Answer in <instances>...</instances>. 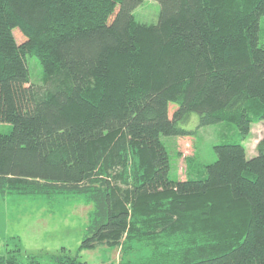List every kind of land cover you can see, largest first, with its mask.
<instances>
[{"label": "trees", "instance_id": "1", "mask_svg": "<svg viewBox=\"0 0 264 264\" xmlns=\"http://www.w3.org/2000/svg\"><path fill=\"white\" fill-rule=\"evenodd\" d=\"M157 1L149 24L143 0H0V198L91 206L75 253L0 264H89L103 246L121 251L107 264H264V135L250 158L241 142L186 155L178 180L164 140L193 137L195 113L242 139L264 123V0Z\"/></svg>", "mask_w": 264, "mask_h": 264}, {"label": "rangeland", "instance_id": "2", "mask_svg": "<svg viewBox=\"0 0 264 264\" xmlns=\"http://www.w3.org/2000/svg\"><path fill=\"white\" fill-rule=\"evenodd\" d=\"M160 10L161 5L157 0H143L134 14L138 21L152 24L158 21ZM262 24L264 25V19ZM14 31L17 40L23 41L21 32L18 29ZM28 63L31 80L39 82L42 70L39 61L35 57H29ZM170 106V119L173 122L177 107L174 103H170ZM191 118L184 126L195 131L194 138L174 132H171V137H164L171 156L170 176L175 180L187 175L186 155L197 151L196 160L208 164L216 159L215 145L241 142L250 158L257 153V143L264 135L263 122L253 124L250 134L242 139L234 125L219 123L199 128L198 114H193ZM175 145L183 153L179 159ZM90 208L79 196H58L52 202L42 197L10 195L0 198V255L17 247H21L24 253L42 254L56 253L65 246L75 253L84 238ZM120 255V249L103 246L83 250L81 259L89 264L117 263Z\"/></svg>", "mask_w": 264, "mask_h": 264}]
</instances>
